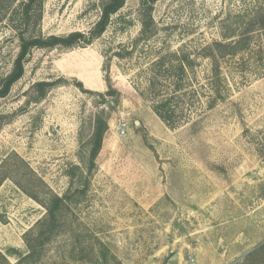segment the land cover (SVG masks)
I'll return each instance as SVG.
<instances>
[{"label":"rangeland","instance_id":"1","mask_svg":"<svg viewBox=\"0 0 264 264\" xmlns=\"http://www.w3.org/2000/svg\"><path fill=\"white\" fill-rule=\"evenodd\" d=\"M102 1L43 0L39 29L90 36ZM17 4L0 0V81ZM242 36L234 55L213 45ZM44 80L58 82L38 99ZM167 99L171 125L154 109ZM55 195L66 204L37 238ZM262 246L264 0H127L90 43L31 51L0 98V264H264Z\"/></svg>","mask_w":264,"mask_h":264},{"label":"trees","instance_id":"2","mask_svg":"<svg viewBox=\"0 0 264 264\" xmlns=\"http://www.w3.org/2000/svg\"><path fill=\"white\" fill-rule=\"evenodd\" d=\"M18 1V4L14 8L13 18L11 20L13 28L16 30V34L19 40V52L14 60L11 71L0 81V98L5 97L11 90L12 86L24 75L25 62L27 61L28 55L35 48H48L56 46L71 47L76 44L90 43L93 39L101 36L107 29L110 23L111 16L118 12L125 4L127 0H103L101 3V15L95 27L90 31V36H87L81 32H72L68 35H44L41 33L39 26L43 18L44 2L43 0H14ZM153 3L157 0H146ZM145 24V23H144ZM39 29V30H38ZM249 38L242 36L240 39L232 43H222L215 41L213 45L216 47L217 52L224 55H234L240 50H244L249 43ZM223 48H226L224 50ZM186 60V61H185ZM184 62H190V59H183L182 63L177 66L180 72H184ZM175 68V67H174ZM214 75L218 78L219 68H213ZM179 76L181 73L178 74ZM178 76L179 81L175 82V89H181L183 86L182 78ZM58 81H38L34 83L33 87L38 94V99L45 97L46 93L50 88L55 86ZM80 88H83L82 82L78 83ZM171 99L166 101L158 102L154 109L156 113L166 123L171 125L173 120L172 115L169 114V106L171 105ZM108 129V123L101 116L97 119L95 131L91 138V147L89 155V170L91 171L95 167V160L102 148L103 139L105 132ZM65 197L54 196L51 198L46 209L47 212L43 219L39 222L42 225L41 230L38 233L37 238H41L48 232L51 233L56 223L58 222L59 211L65 205ZM48 231V232H47ZM47 232V233H46ZM47 238V237H46ZM32 248V244L29 243ZM264 247V246H262ZM259 252L256 250V253ZM255 252L250 254L254 255ZM1 257H4L0 253Z\"/></svg>","mask_w":264,"mask_h":264},{"label":"water","instance_id":"3","mask_svg":"<svg viewBox=\"0 0 264 264\" xmlns=\"http://www.w3.org/2000/svg\"><path fill=\"white\" fill-rule=\"evenodd\" d=\"M117 104V101L112 99L104 104L105 111H110L115 105ZM137 124H139V121H137ZM180 257L179 254H174L170 257V261H176Z\"/></svg>","mask_w":264,"mask_h":264},{"label":"built area","instance_id":"4","mask_svg":"<svg viewBox=\"0 0 264 264\" xmlns=\"http://www.w3.org/2000/svg\"><path fill=\"white\" fill-rule=\"evenodd\" d=\"M128 128H129V124L127 121L121 120L119 122L118 130H119L120 134L125 135Z\"/></svg>","mask_w":264,"mask_h":264}]
</instances>
